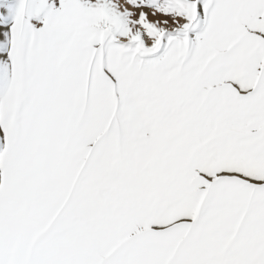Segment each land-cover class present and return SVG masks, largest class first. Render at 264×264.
<instances>
[{
    "label": "snow or ice",
    "instance_id": "6c2138e0",
    "mask_svg": "<svg viewBox=\"0 0 264 264\" xmlns=\"http://www.w3.org/2000/svg\"><path fill=\"white\" fill-rule=\"evenodd\" d=\"M0 264H264V0H0Z\"/></svg>",
    "mask_w": 264,
    "mask_h": 264
}]
</instances>
